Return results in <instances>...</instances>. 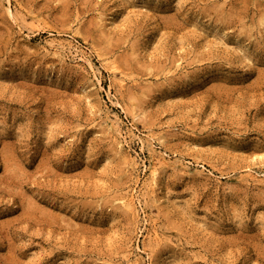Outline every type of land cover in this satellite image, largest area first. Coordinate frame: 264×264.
<instances>
[{"label":"rangeland","instance_id":"obj_1","mask_svg":"<svg viewBox=\"0 0 264 264\" xmlns=\"http://www.w3.org/2000/svg\"><path fill=\"white\" fill-rule=\"evenodd\" d=\"M116 118L164 138L149 206L148 151ZM149 247L264 264V0H0V264Z\"/></svg>","mask_w":264,"mask_h":264},{"label":"bare ground","instance_id":"obj_2","mask_svg":"<svg viewBox=\"0 0 264 264\" xmlns=\"http://www.w3.org/2000/svg\"><path fill=\"white\" fill-rule=\"evenodd\" d=\"M52 45L54 47L57 48V50H61L62 52H66L68 51L69 56L70 57H75L77 54L81 53V56L84 59H88V55L87 53L77 44H74L71 40L68 41H55L52 43ZM54 49V48H53ZM60 52V51H59ZM67 54V53H66ZM79 56V55H78ZM82 58V59H83ZM109 70V69H108ZM110 118V117H109ZM134 119H135V115H134ZM119 122L120 119L116 118L114 121H109V127L116 132V136L119 137V141L118 143L120 145H122L124 143V141H127L129 139H133L135 136H138L139 141L142 144L143 148H146L149 154V162H150V172H149V176L146 178V180L143 182V187L146 191H143L142 195H143V203L147 206H149L148 203V198L151 197V192H154L156 189V185H157V174H158V167H157V162L159 159H166L164 154H159L158 149L156 148L153 140L159 141V143L163 142V137L162 136H158L155 137L154 135H147V136H139L137 134V131H135V129H133V127H130L128 132H127V137L123 134L121 126H119ZM135 128V127H134ZM146 135V134H145ZM114 136V135H113ZM116 137V138H117ZM162 145V144H161ZM159 163V162H158ZM180 164L184 165L185 167L189 168V164L188 163H183L182 161L180 162ZM201 171L203 172L204 170L201 169ZM252 175V173H251ZM250 177V176H249ZM248 179V178H247ZM122 194V193H121ZM119 196V195H118ZM135 196V194H134ZM120 201L123 204H126L128 207H130L133 211H135V204H136V200L134 199V197L128 194H122L119 197ZM121 203V204H122ZM154 204V203H153ZM153 206V205H152ZM136 213V212H135ZM148 220V219H147ZM153 220V219H152ZM156 227V226H155ZM153 230V229H152ZM148 231H151L150 229ZM150 233V232H149ZM153 233L155 236L158 235L157 230H153ZM151 235V234H150ZM158 240V239H156ZM141 251L137 252V256L136 258L132 261V259L130 260V258L128 257V262L132 261L131 264H143V260H144V256L142 255V253H147L149 256L150 261H153L155 259V253H154V249L151 247L147 248V249H140ZM127 262V261H126ZM130 264V263H129Z\"/></svg>","mask_w":264,"mask_h":264}]
</instances>
